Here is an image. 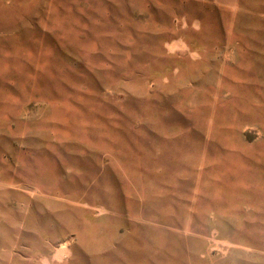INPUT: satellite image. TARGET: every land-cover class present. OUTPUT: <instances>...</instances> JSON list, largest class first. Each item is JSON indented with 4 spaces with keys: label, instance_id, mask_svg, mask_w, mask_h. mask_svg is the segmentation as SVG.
Wrapping results in <instances>:
<instances>
[{
    "label": "rangeland",
    "instance_id": "rangeland-1",
    "mask_svg": "<svg viewBox=\"0 0 264 264\" xmlns=\"http://www.w3.org/2000/svg\"><path fill=\"white\" fill-rule=\"evenodd\" d=\"M0 264H264V0H0Z\"/></svg>",
    "mask_w": 264,
    "mask_h": 264
}]
</instances>
